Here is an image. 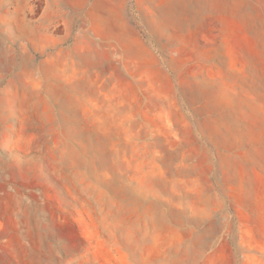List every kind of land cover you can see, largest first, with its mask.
Here are the masks:
<instances>
[{
    "label": "rangeland",
    "instance_id": "obj_1",
    "mask_svg": "<svg viewBox=\"0 0 264 264\" xmlns=\"http://www.w3.org/2000/svg\"><path fill=\"white\" fill-rule=\"evenodd\" d=\"M0 264H264V0H0Z\"/></svg>",
    "mask_w": 264,
    "mask_h": 264
}]
</instances>
